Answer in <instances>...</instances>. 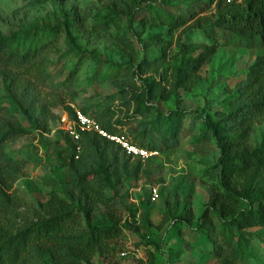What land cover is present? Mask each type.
Masks as SVG:
<instances>
[{
	"label": "rangeland",
	"instance_id": "rangeland-1",
	"mask_svg": "<svg viewBox=\"0 0 264 264\" xmlns=\"http://www.w3.org/2000/svg\"><path fill=\"white\" fill-rule=\"evenodd\" d=\"M120 1L123 0H0V38L36 22L63 27L54 47L36 59L41 63L37 66L40 72L0 60V137L10 120L26 129L10 140L0 138V227L17 231L50 214L47 202L51 195L76 194L68 182V171L56 162V144L63 142L58 132L63 130L66 106L80 112L84 109L88 116L97 106H110L115 111L112 121H125L116 126V134H123L136 145V132L148 126L155 110L167 113L179 107L195 112L185 116L176 146L163 147L153 135L156 148L151 150L156 153L143 159L140 178L106 188L104 196L111 199L112 209L97 204L91 212L89 219L94 225L109 224L116 214L120 223L126 220L132 226L123 229L116 250L102 256L93 253L89 263L264 264V228L243 231L242 247L247 257L242 260L213 256L211 243L194 231L196 221L211 207L212 189L219 180L213 165L220 149L204 121L213 119L215 111L229 109L238 87L249 72L255 71L253 68H258L253 64L264 51L237 46L221 34L216 53L201 66L194 86L176 88L166 99L151 100L152 110L127 117L133 114L132 102L122 103L121 95L131 92L130 84L124 82V76H112L109 69L124 63L134 66L140 58L133 31L145 36L158 30L149 27L143 32L138 25L140 15L131 27ZM148 1L172 13L200 12L214 18V4L208 6L206 0H192L189 7L177 10L164 6L161 0ZM224 2L233 9L241 7L233 0ZM99 19L106 21L97 25ZM120 88L123 92L119 93ZM15 98L22 101V109ZM207 105L209 108L204 110ZM259 145L264 146V113L251 120L241 137L243 147ZM257 185L264 188V170ZM150 186L158 190L155 200L149 196ZM189 210L193 214L192 227L177 221ZM84 229L82 220L78 231ZM28 264L43 263L34 259Z\"/></svg>",
	"mask_w": 264,
	"mask_h": 264
},
{
	"label": "trees",
	"instance_id": "trees-1",
	"mask_svg": "<svg viewBox=\"0 0 264 264\" xmlns=\"http://www.w3.org/2000/svg\"><path fill=\"white\" fill-rule=\"evenodd\" d=\"M161 2L177 10V7H189L193 1ZM239 3L241 7L233 9L224 0H206V5L214 4V18H211L199 15L200 12L172 13L148 0L120 1L122 13L129 17L131 27L140 15L138 25L143 32L149 27L158 30L145 36L133 31L140 58L134 66L124 63L109 69L112 76H124V82L130 84L131 92L119 89V93L123 92L122 103L132 102L133 114H126L127 117L134 118L152 110L151 100L166 99L176 88L194 86L201 66L216 53L221 34L237 46L264 51V0H241ZM105 21L99 19L96 24L102 25ZM61 26H43L36 22L0 38V60L16 66H30L40 72L37 67L40 61L36 59L54 47ZM124 40L132 50L129 40L125 37ZM253 66L258 68H253L255 71L249 72L238 87V95L229 109L215 111L213 119L204 121L220 149L213 165L219 180L212 189L211 207L196 221L194 231L203 234L211 243L210 252L216 257L246 258L242 247L243 231L250 227L264 228V188L257 185L264 170V146L250 149L241 146V137L251 120L264 113V54L256 58ZM15 102L22 109L20 98H15ZM206 108L209 105L204 110ZM65 111L70 118L74 117L73 107L66 106ZM81 111L86 114L84 109ZM194 112L179 107L167 113L155 110L148 126L136 132V143L151 150L156 148L152 140L157 136L163 147H175L185 116ZM89 116L111 133H119L116 126L125 124L122 118L112 121L115 111L108 105L95 107ZM25 130L19 122L10 120L5 123L0 138L10 140ZM238 130L240 132L236 133ZM58 133L63 142L56 144V162L68 171V182L76 194L51 195L47 202L50 214L17 231L0 227V264H28L34 259L43 264H78L81 261L90 264L93 253L102 256L116 250L121 232L132 226L126 220L120 223L121 218L115 213L113 221L105 225L92 224L89 216L97 204L112 209V201L104 196V190L138 180L143 173V159L127 154L116 143L93 132L79 131L76 139L64 130ZM192 217L189 210L177 221L192 227ZM82 220L85 229L78 231ZM148 258L152 263L151 253Z\"/></svg>",
	"mask_w": 264,
	"mask_h": 264
},
{
	"label": "built area",
	"instance_id": "built-area-1",
	"mask_svg": "<svg viewBox=\"0 0 264 264\" xmlns=\"http://www.w3.org/2000/svg\"><path fill=\"white\" fill-rule=\"evenodd\" d=\"M233 1L240 2L241 0ZM62 121L64 122L62 129L74 139L78 138L79 131L93 132L116 143L127 154L140 157L141 159L147 158L148 156L156 153L153 150L131 143L123 134L111 133L105 130L95 119L78 110H74V117L72 118H70L67 114L64 115L62 117ZM148 193L152 200H155L158 197V190L155 186H150L148 188ZM121 254H123V252H121Z\"/></svg>",
	"mask_w": 264,
	"mask_h": 264
}]
</instances>
